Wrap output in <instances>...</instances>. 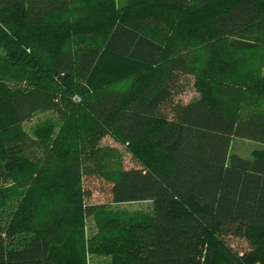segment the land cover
<instances>
[{
    "label": "trees",
    "instance_id": "16d2710c",
    "mask_svg": "<svg viewBox=\"0 0 264 264\" xmlns=\"http://www.w3.org/2000/svg\"><path fill=\"white\" fill-rule=\"evenodd\" d=\"M129 2L0 0V264H264V0ZM104 56L142 71L114 87ZM89 178L151 209L93 205Z\"/></svg>",
    "mask_w": 264,
    "mask_h": 264
},
{
    "label": "rangeland",
    "instance_id": "374dc122",
    "mask_svg": "<svg viewBox=\"0 0 264 264\" xmlns=\"http://www.w3.org/2000/svg\"><path fill=\"white\" fill-rule=\"evenodd\" d=\"M130 0H113L114 7L122 8L128 5ZM142 71V68L136 64L129 63L127 61H123L120 59L112 58V57H103L97 68L95 69L96 77L99 81H103L104 79L108 81L107 84L115 82L113 84L114 87H128L130 85V77L134 74ZM261 74L264 75V66L261 68ZM195 93L191 90V87H187L179 99L183 102L190 100L195 97ZM46 115H38L31 120L30 123L25 124V127H31L37 122L41 121ZM101 144L104 146H109L117 150L120 153V157L122 158V164L125 168H130L135 165L137 162L130 153H128L125 149L126 144L118 143L110 139L109 137H105L102 139ZM139 146V145H137ZM262 147L261 144L255 143L249 140L244 139H233L230 144V152L235 153L241 157L249 158L252 156V153L258 148ZM85 188H88L91 192V198L89 202L93 205H103L108 204L110 202L109 188L110 185L105 183L99 179L89 178L84 182ZM12 191L14 186L7 180H0V189L6 191L9 189ZM8 192V191H7ZM15 198H9L5 200V202H0V234L4 235L8 231L9 224L13 217V210L16 205ZM108 209L112 211H123L127 215H134L139 213L148 212L151 209V204L149 202H137L131 204H119L113 205L108 204ZM95 227L93 226V222L88 220L86 222V233L92 234L95 232ZM23 237L22 233L12 234L11 240H19ZM234 243H239V241L235 240ZM110 258L106 255H98L94 254L88 258V264H109Z\"/></svg>",
    "mask_w": 264,
    "mask_h": 264
}]
</instances>
